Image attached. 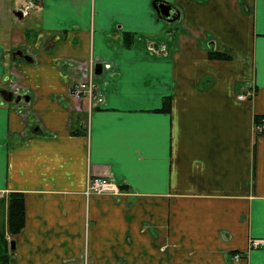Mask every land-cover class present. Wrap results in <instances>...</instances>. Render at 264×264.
I'll return each mask as SVG.
<instances>
[{
    "label": "crops",
    "instance_id": "1",
    "mask_svg": "<svg viewBox=\"0 0 264 264\" xmlns=\"http://www.w3.org/2000/svg\"><path fill=\"white\" fill-rule=\"evenodd\" d=\"M138 1L24 0L39 24L0 33L11 264H264V245L250 248L264 239V0H165L175 18ZM91 59L101 75H84ZM83 78L92 96L72 94ZM248 86L255 97L239 99ZM90 177L128 187L88 195Z\"/></svg>",
    "mask_w": 264,
    "mask_h": 264
},
{
    "label": "trees",
    "instance_id": "2",
    "mask_svg": "<svg viewBox=\"0 0 264 264\" xmlns=\"http://www.w3.org/2000/svg\"><path fill=\"white\" fill-rule=\"evenodd\" d=\"M126 45H131L135 40L134 33L124 34ZM210 58H221L230 59L231 56L225 53H220L216 51L209 52ZM253 87V86H248ZM264 126V115L255 116V131L258 135L264 134V131H260L258 128ZM26 222V206L25 197L23 193L13 192L10 195L9 201V229L12 234L19 233ZM0 264H11V254L9 250L8 239L0 234Z\"/></svg>",
    "mask_w": 264,
    "mask_h": 264
},
{
    "label": "built area",
    "instance_id": "3",
    "mask_svg": "<svg viewBox=\"0 0 264 264\" xmlns=\"http://www.w3.org/2000/svg\"><path fill=\"white\" fill-rule=\"evenodd\" d=\"M95 60L91 59L90 61L85 63V67L87 69L93 68L94 69ZM84 70V67H83ZM85 76L88 75H96L94 70L88 71L87 73L83 71ZM94 82L90 79H82V82L76 83L72 89V94L77 97H84L86 95L92 96L94 93ZM256 95V88L250 87L244 92L238 95L239 99L242 100H250L254 98ZM260 131H264V126H260L258 128ZM88 190L92 192H99V193H108L112 195H119L121 193V189L119 185L113 180L105 177H90L88 179ZM264 245V239H252L250 242V248H258ZM237 258L241 257V254L236 255Z\"/></svg>",
    "mask_w": 264,
    "mask_h": 264
},
{
    "label": "rangeland",
    "instance_id": "4",
    "mask_svg": "<svg viewBox=\"0 0 264 264\" xmlns=\"http://www.w3.org/2000/svg\"><path fill=\"white\" fill-rule=\"evenodd\" d=\"M155 1L156 0H148L147 5L149 8L147 10L152 9V11L157 12V15H159L157 6L154 4ZM23 2L24 0H0V33H3L8 38L11 37L18 29L28 30L39 24V15L37 14V12H35V10H31L30 14L24 15V17H22L23 15L16 16L14 14V11L17 10L20 7V3L23 4ZM142 7L143 2L142 0H139L138 8L140 11H142ZM141 16H143V13H141ZM154 19L157 20L158 17L156 16ZM140 24L143 26L142 21H140ZM151 25L153 26L151 21L148 19L146 22L147 28L150 29ZM86 192L88 193V195H91L93 193L92 191H89L88 188Z\"/></svg>",
    "mask_w": 264,
    "mask_h": 264
},
{
    "label": "water",
    "instance_id": "5",
    "mask_svg": "<svg viewBox=\"0 0 264 264\" xmlns=\"http://www.w3.org/2000/svg\"><path fill=\"white\" fill-rule=\"evenodd\" d=\"M154 4L157 6V10H158V13L160 14V16L172 17V18H175L177 16L176 11L178 12V10L172 4H170L168 1L156 0L154 2ZM94 70H95L96 75H101L104 71L103 64L100 62L95 63ZM10 97H12V95H10ZM120 187L121 188H127L128 185H120ZM15 249H16V242L14 240H11L10 241V254L11 255H14Z\"/></svg>",
    "mask_w": 264,
    "mask_h": 264
},
{
    "label": "flooded vegetation",
    "instance_id": "6",
    "mask_svg": "<svg viewBox=\"0 0 264 264\" xmlns=\"http://www.w3.org/2000/svg\"><path fill=\"white\" fill-rule=\"evenodd\" d=\"M26 1V0H25ZM23 7H24V9L22 10L21 8V5H20V7L18 8V9H20V10H15L14 11V14L16 15V16H22V15H25V12H27L26 10H25V8H26V4H24L23 5Z\"/></svg>",
    "mask_w": 264,
    "mask_h": 264
}]
</instances>
